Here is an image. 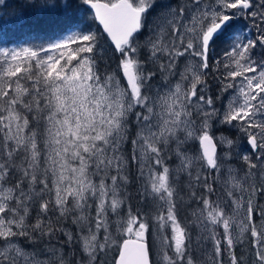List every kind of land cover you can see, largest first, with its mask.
I'll use <instances>...</instances> for the list:
<instances>
[{
	"label": "snow or ice",
	"instance_id": "obj_1",
	"mask_svg": "<svg viewBox=\"0 0 264 264\" xmlns=\"http://www.w3.org/2000/svg\"><path fill=\"white\" fill-rule=\"evenodd\" d=\"M31 7L62 8L64 16L55 21L58 39L0 47V264H108L113 248L111 264H197L193 236L178 216L181 175L208 194L199 198L197 219L213 241L215 264H223L225 245L228 264H242L236 245L245 234L251 264H264V205L256 202L264 197V0H51ZM249 21L254 38L244 31ZM101 37L114 68L100 66ZM218 47L222 60L211 56ZM221 66V91L233 90L222 112L206 94L209 72ZM214 120L247 138L242 177L227 166L233 141L214 135ZM130 131L144 200L135 212L126 203L131 181L122 155ZM172 157L175 169L165 163ZM222 168L224 204L210 198L215 188L200 172Z\"/></svg>",
	"mask_w": 264,
	"mask_h": 264
},
{
	"label": "rangeland",
	"instance_id": "obj_2",
	"mask_svg": "<svg viewBox=\"0 0 264 264\" xmlns=\"http://www.w3.org/2000/svg\"><path fill=\"white\" fill-rule=\"evenodd\" d=\"M29 3H33L31 0ZM33 5H42L40 3L33 4ZM5 6L4 0L0 2V8ZM4 8V7H3ZM29 8H35V7H29ZM38 8V7H36ZM5 9V8H4ZM0 11H2L0 9ZM243 21L240 22V25L242 27ZM249 29H245V33L249 36L254 38L256 34V30L254 27L251 26V22L249 21ZM60 36V35H59ZM56 37L55 39L59 38ZM53 39V40H55ZM52 41V40H51ZM49 43V42H48ZM101 43L103 44V48L106 50L108 45L107 42L101 37ZM28 43L24 42H12L8 45H2L0 47H18L21 45H27ZM218 49L213 57L214 59H220L222 60V52L223 48L218 47ZM214 51V50H213ZM257 53H259L261 50L256 49ZM181 65L183 64V58H181L180 61ZM220 75L224 72L223 67L219 69ZM219 72L214 71L213 74H215V77H213V74H208L207 80L210 78H214L213 82L208 83V88L206 90V94L208 96H211L213 99V107H215L217 110L222 112L224 110L225 105L227 104L228 100L232 98V89H229L228 92H222L219 84ZM153 86L156 88L160 87L161 81L159 79L153 80ZM212 131L214 135L219 139L220 137H227L228 139H231L233 141V147H232V156L228 162V167L234 170L235 174L238 177H242L244 174V162L240 157L247 153V150H249V147L246 143V139H243L244 133L240 131L238 127L234 128L230 125H224L221 123L216 122V120L212 121ZM135 137L131 134H129L128 142H126L123 145V152L122 155L129 161L127 165V174L129 175V179L131 178L132 173L134 175H137L138 183H140V197L138 195V186L132 188V191H130L129 184L127 185V200L126 203L130 204L133 208V211L135 212L137 209H140L141 211L144 210V200L141 196V193L143 192V185L142 181L139 176V168L136 162L131 161L132 156V146L130 143L131 139H134ZM221 149L223 146L220 147ZM221 149L218 151V154L220 153ZM247 149V150H246ZM165 163L169 166L170 169H175L177 167L178 161L175 160V157H172L171 159H168L165 161ZM200 172L202 175L208 176V183L213 184V187L215 188V191L210 195V198L212 200H220L222 204L227 202V197L225 195V188H226V180L228 179L227 172L222 168L220 174H216L214 170H204L200 169ZM194 186L189 188V180L186 176L181 175L180 176V185L178 187L179 191V197L180 199L177 200V209H178V216L181 219L183 224H186L189 231L191 232L193 236V243L190 245L191 254L193 255V258L197 261V264H215V261L213 259L214 255V244L212 239L208 235V231H206L201 224V221L197 219V215L200 212L201 204H200V197L199 193H202L204 195H208L205 190L202 187V184L196 183L193 181ZM199 188L200 191H199ZM182 189V190H180ZM199 191V192H198ZM195 193V196H192L191 193ZM133 196L134 201L130 199ZM258 204L264 205V197H257ZM111 219H115V217H111ZM202 219V218H201ZM234 219L239 221V219H242V216L237 215L234 216ZM256 223L259 225L260 223V217H259V210H257L256 215ZM68 230L75 233V226L68 224L67 225ZM209 231H214L215 233L222 234L223 229L219 226H212ZM75 235V234H74ZM239 235V227L238 223L233 225V236ZM150 244L152 246V253H153V260L158 261V257L156 255L157 253V238L155 234V230L153 229L152 234L149 237ZM245 240L250 241V255H249V261H246L243 264H251L252 258L254 256V252L251 245V237L247 234L243 237V242ZM242 243H238L236 246L241 245ZM31 251V249H28ZM116 251L115 248L111 249L108 254L112 253L113 251ZM171 254V253H169ZM223 260V264H228V253L227 248L225 245V249L223 251L222 256L219 258Z\"/></svg>",
	"mask_w": 264,
	"mask_h": 264
},
{
	"label": "trees",
	"instance_id": "obj_3",
	"mask_svg": "<svg viewBox=\"0 0 264 264\" xmlns=\"http://www.w3.org/2000/svg\"><path fill=\"white\" fill-rule=\"evenodd\" d=\"M33 3L26 4L23 9H15L19 13L22 9L23 15L20 14L14 16L12 20L22 21L23 24L20 26L17 23H14L11 27H5L1 26L4 22V19L7 15L6 9L1 7L0 9V46L2 45H8L12 41L16 42H24L28 44H47L51 40L58 37L60 34H58V29L61 25L55 23L56 20L62 18L64 16L63 9L60 8L54 13H49L42 9L41 7L38 8H29L33 4H44L46 2H51V0H32ZM25 26V27H24ZM24 27V28H23ZM94 29L100 28L97 24L93 25ZM11 33L17 34V38L11 35ZM14 37V38H13ZM104 39V38H103ZM19 40V41H18ZM108 47L106 51L104 52V63H102L100 66L103 68L105 64L109 66V68H114L116 60L115 55L112 53L111 45L107 43ZM218 49H215L211 52V56L215 57V52ZM216 72H219L216 71ZM210 74H213L214 71L209 72ZM220 75V72H219ZM221 76V75H220ZM213 77H215V74H213ZM214 78L208 79V83L213 82ZM137 175H134L132 173L129 183V190L132 191V188L135 189L136 186H138V195L140 197V183H138ZM211 184V183H210ZM201 188H199L200 191ZM198 191V192H199ZM201 195H204L202 193H199V197ZM132 202L134 201L133 196L130 198ZM75 234V233H74ZM57 240H60L61 243L63 242V239L58 235ZM55 243V241H53ZM250 242L248 240H245L241 245L236 246V255L237 257L242 261V264L246 261H249V255H250V248H249ZM225 249V246H224ZM116 255V251L114 250L112 253L108 254L106 257L108 264H111L112 259Z\"/></svg>",
	"mask_w": 264,
	"mask_h": 264
},
{
	"label": "flooded vegetation",
	"instance_id": "obj_4",
	"mask_svg": "<svg viewBox=\"0 0 264 264\" xmlns=\"http://www.w3.org/2000/svg\"><path fill=\"white\" fill-rule=\"evenodd\" d=\"M32 1V0H31ZM30 1H27V0H4V5L3 6L5 9H6V12H7V15L4 19V22L1 26H5V27H11L12 25H14V23H17L19 24L20 26H22L23 22L22 21H17V20H12L14 18V16L16 15H19L20 17V14L23 15V7L28 4ZM20 9V12L18 13L17 10L15 9ZM25 27V26H24ZM23 27V28H24ZM12 36H14L15 38H17V34H14V33H11ZM13 37V38H14ZM19 41V40H18ZM13 42V41H12ZM16 42V41H14ZM243 139H246V136L244 135L243 136ZM221 146L218 147V151L221 149L220 148ZM247 150V149H246ZM246 154H249V150H247V153ZM250 242V241H249Z\"/></svg>",
	"mask_w": 264,
	"mask_h": 264
},
{
	"label": "water",
	"instance_id": "obj_5",
	"mask_svg": "<svg viewBox=\"0 0 264 264\" xmlns=\"http://www.w3.org/2000/svg\"><path fill=\"white\" fill-rule=\"evenodd\" d=\"M98 25V24H97ZM99 26V25H98ZM99 27H101V26H99Z\"/></svg>",
	"mask_w": 264,
	"mask_h": 264
}]
</instances>
